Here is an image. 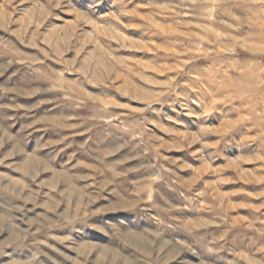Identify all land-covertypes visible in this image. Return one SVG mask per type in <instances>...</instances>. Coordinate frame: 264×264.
<instances>
[{"label": "rangeland", "instance_id": "374dc122", "mask_svg": "<svg viewBox=\"0 0 264 264\" xmlns=\"http://www.w3.org/2000/svg\"><path fill=\"white\" fill-rule=\"evenodd\" d=\"M0 264H264V0H0Z\"/></svg>", "mask_w": 264, "mask_h": 264}]
</instances>
